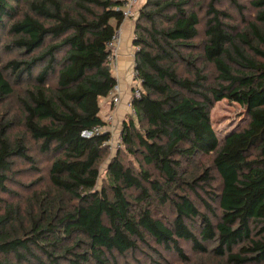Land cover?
<instances>
[{"label": "trees", "instance_id": "trees-1", "mask_svg": "<svg viewBox=\"0 0 264 264\" xmlns=\"http://www.w3.org/2000/svg\"><path fill=\"white\" fill-rule=\"evenodd\" d=\"M22 2L0 0V35ZM214 2L207 6L203 56L214 66L217 84L207 88L200 70L189 80L168 65L170 51L189 47L198 36L200 21L189 0H153L150 11H140L138 21L148 26L136 25L142 32L134 43L141 89L130 100L135 114L125 117L121 130V144L138 169L122 164L117 152L107 164V184L98 190V164L110 134H81L104 125L101 103L117 84L110 44L123 24V0L24 1L29 15L8 31L17 36L12 45L32 59L0 65V101L12 94L6 71L26 78L25 137L11 142L8 124L0 127V191L7 192L14 159L35 165L28 137L49 161L54 194H34L36 210L27 207L26 230L24 217L0 213V264H113L152 245L187 263L182 244L223 264H264V0L251 1L254 22L237 36ZM222 100L239 105L246 121L220 139L210 110ZM198 156L213 157L220 180L219 192L208 197L216 209L203 201L208 215L184 195L211 181L207 172L195 179L186 172ZM154 201L173 207L171 224L153 216Z\"/></svg>", "mask_w": 264, "mask_h": 264}, {"label": "rangeland", "instance_id": "rangeland-1", "mask_svg": "<svg viewBox=\"0 0 264 264\" xmlns=\"http://www.w3.org/2000/svg\"><path fill=\"white\" fill-rule=\"evenodd\" d=\"M24 1L25 0L17 5L13 16L14 21H7L5 32L0 35L1 66L10 61L22 63L32 59V55H29V53L23 50L19 51L12 45V43L17 39V36L8 31L12 23L21 20L25 15H29L27 5L24 4ZM151 1L153 0H136L134 6L135 16L132 20H127L130 22L131 28L134 31V33L130 35L127 40L131 39L133 46L136 39L142 36L141 30L139 31L136 29V25H138L140 29L148 28L144 21H138V17L140 11L147 12L151 10V8L148 7V3H151ZM210 1L211 0H189L190 9L195 11L200 21V25L198 27V36L196 39L187 44L189 47L178 48L177 52L170 51L172 60L171 63L168 64L171 67L174 66L178 76L183 79H194L195 72L200 70V75L205 77V83L203 84L205 88L215 87L217 84V73L215 68L212 64L207 63L203 56V47L206 41V11ZM251 1L252 0H237V5L240 6V8H238L237 6H234L229 0H215V8L227 14L225 23L229 26L232 36L247 34L249 25L254 22L256 10L252 7ZM158 23L161 26H166L165 22L161 19H158ZM121 40L122 35L120 34L119 41L116 40V43L118 44L116 49L120 47L122 42ZM235 42L244 51H247V47L245 45L240 44L238 40ZM110 65L112 70H117L118 66L116 59H111ZM132 67L135 69V55L132 58L128 71H131ZM38 71V69L33 70V77H35ZM4 75L10 84L12 94L6 100L0 101V127L8 124V136L11 142H15L16 139L25 137L22 127V103L24 100V91L30 84L24 76L19 80H16V74L11 73L10 70L6 71ZM138 89L140 91L141 85ZM182 94L187 95L186 93ZM106 103L107 106H109L108 99L106 100ZM102 113H105L103 109V101L101 103V114ZM120 120V117H116L114 128L115 131L121 133L123 125L120 123ZM210 120L217 137L221 139L227 133L234 131L243 123H245L246 113L239 105L235 103H229L227 100H222L216 102L213 105L212 109L210 110ZM113 142L114 141H112L111 146L107 147L102 159L98 164V190H101L106 186L107 164L117 152L120 154V160L122 164L131 169H138L137 159L126 152L123 143L119 147H113ZM26 143L29 145V154L34 159L35 165L31 166L21 159H14L12 170L7 175V192L0 191V213L4 215L7 214L8 211H11L12 217L14 215L24 217L25 221H23V227L25 230L30 226L29 218L25 215L27 207L31 204L33 209L36 210V197H34V194H36L38 198H41L45 193L54 194L48 179L49 161H47L46 157L38 153L36 146L30 142L28 137H26ZM212 159V156H198L192 162V164L186 167V172L191 174L193 179L203 176L205 172H207L210 176L211 181L208 184L198 182L197 187L193 189V192H184V195H186L188 199L192 201L197 211L206 215H208V212L203 201L207 203L211 209H216V206L212 204V202L210 203L208 197L210 194L218 193L220 190V180L212 167ZM151 172L153 175H156V173L153 171ZM151 208L153 209V216L156 219H160L161 221L165 222V224H171L175 218V211L170 205L162 207L160 206L159 202L154 201L151 203ZM215 213L216 215L219 214L217 210H215ZM212 221L216 222L215 219ZM192 225L194 227V224ZM181 248L187 257V263H182L174 255L166 254L152 245L149 248H142L135 254H128L124 258L117 259V262L115 261L116 263L113 264H203L207 263V261H210L209 263L213 264H223L211 255H206L203 257V255L200 256L194 254L190 247L184 244L181 245ZM207 249H210V247H207ZM3 258L4 257L0 256V259ZM5 258L9 262H13V258L11 256ZM22 264L38 263L32 259H28L23 261Z\"/></svg>", "mask_w": 264, "mask_h": 264}, {"label": "built area", "instance_id": "built-area-1", "mask_svg": "<svg viewBox=\"0 0 264 264\" xmlns=\"http://www.w3.org/2000/svg\"><path fill=\"white\" fill-rule=\"evenodd\" d=\"M136 0H123V7L121 9L122 16H123V22L127 20H132L135 16L134 13V6H135ZM120 33L119 30L113 39L112 43L110 44L111 51L113 52L116 50V46L118 47V44L116 43V40L119 41ZM138 51L137 47L133 48V56L136 54ZM113 53L111 55L112 59ZM110 59V61H111ZM129 80H130V88H131V98H138L140 95L139 87H140V80L139 77L135 71V69L132 67L130 74H129ZM117 81V80H116ZM131 100V99H130ZM130 100L126 103V110H127V115H134L135 111L133 107L130 104ZM122 102V97H121V91L119 89L118 82L113 90V93L111 94L109 98V109L110 111L107 114H100L103 116L101 119L104 122L103 126H96L93 127L92 129L88 131H83L81 136L85 139H91L94 137H98L105 132H108L110 134V139L109 141L105 144L106 147L112 145L113 142V147H119L121 145V133L115 131L114 125H115V113L118 110V108L121 106Z\"/></svg>", "mask_w": 264, "mask_h": 264}, {"label": "crops", "instance_id": "crops-1", "mask_svg": "<svg viewBox=\"0 0 264 264\" xmlns=\"http://www.w3.org/2000/svg\"><path fill=\"white\" fill-rule=\"evenodd\" d=\"M119 33L122 35V42L118 49L114 50L112 59H116L117 62V70L113 71V75L116 78L119 89L121 91V97L122 102L121 106L118 108V110L115 113V116L118 118L120 117V123L124 121L125 117L127 116V110H126V103L131 99V88L130 86V80H129V74L130 70L129 65L133 58V42L132 40H127V38L134 33L133 29L131 28L129 21H124L119 29ZM126 43V44H125ZM116 51V52H115ZM118 77V78H117ZM103 109L105 113L107 114L110 109L109 106H107L106 100H103ZM103 116H101L102 118Z\"/></svg>", "mask_w": 264, "mask_h": 264}]
</instances>
